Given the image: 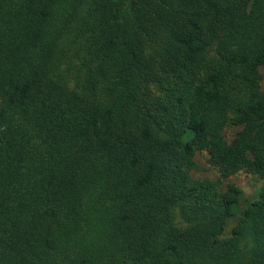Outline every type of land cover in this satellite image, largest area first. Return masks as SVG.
<instances>
[{"label":"trees","instance_id":"1","mask_svg":"<svg viewBox=\"0 0 264 264\" xmlns=\"http://www.w3.org/2000/svg\"><path fill=\"white\" fill-rule=\"evenodd\" d=\"M261 70L264 0H0V264H264Z\"/></svg>","mask_w":264,"mask_h":264},{"label":"rangeland","instance_id":"2","mask_svg":"<svg viewBox=\"0 0 264 264\" xmlns=\"http://www.w3.org/2000/svg\"><path fill=\"white\" fill-rule=\"evenodd\" d=\"M152 42L147 45L146 51L150 52V54H154L159 51L162 41H163V33L158 31L157 34L151 40ZM212 50L208 52V56L211 55ZM262 80L261 85L264 89V70H261ZM168 86V85H167ZM165 86V90L149 87V97H150V105H154L155 101L159 99L168 87ZM154 110V109H153ZM237 127L228 128L224 135L226 139L230 140L235 131H237ZM193 164L195 168L189 171V176L192 180L200 181L202 179H207L211 181H217L218 187L220 189H224L228 184L235 186L239 190V198L237 202V211L236 216L227 222L224 227L223 236L229 235L230 229L234 226L236 222V218L238 216V212L243 210L246 205L254 198L256 192L261 186V181L252 174H248L242 171L234 173L227 177H221L215 169L210 167L204 159V156L201 153L194 152L192 156ZM172 222L175 228L181 229L184 227V222L180 219L177 211H172Z\"/></svg>","mask_w":264,"mask_h":264}]
</instances>
